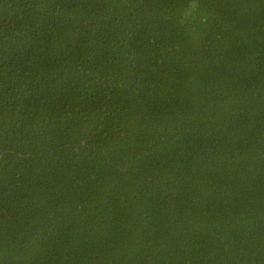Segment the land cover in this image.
Segmentation results:
<instances>
[{
	"label": "trees",
	"instance_id": "16d2710c",
	"mask_svg": "<svg viewBox=\"0 0 264 264\" xmlns=\"http://www.w3.org/2000/svg\"><path fill=\"white\" fill-rule=\"evenodd\" d=\"M0 264H264V0H0Z\"/></svg>",
	"mask_w": 264,
	"mask_h": 264
}]
</instances>
